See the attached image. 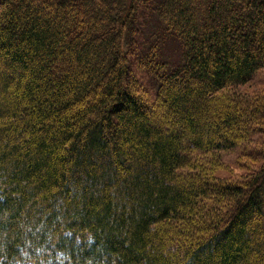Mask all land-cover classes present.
I'll use <instances>...</instances> for the list:
<instances>
[{"label": "trees", "instance_id": "16d2710c", "mask_svg": "<svg viewBox=\"0 0 264 264\" xmlns=\"http://www.w3.org/2000/svg\"><path fill=\"white\" fill-rule=\"evenodd\" d=\"M262 69L264 0H0V264H264Z\"/></svg>", "mask_w": 264, "mask_h": 264}, {"label": "rangeland", "instance_id": "374dc122", "mask_svg": "<svg viewBox=\"0 0 264 264\" xmlns=\"http://www.w3.org/2000/svg\"><path fill=\"white\" fill-rule=\"evenodd\" d=\"M241 89L246 97L252 98L257 97L258 93L264 92V69L257 73L248 83L242 85ZM255 136H260V134ZM239 146L221 152L217 163L207 166L213 178L220 180L244 179L253 174L254 170L260 166L258 158L250 159L246 149L241 145Z\"/></svg>", "mask_w": 264, "mask_h": 264}]
</instances>
